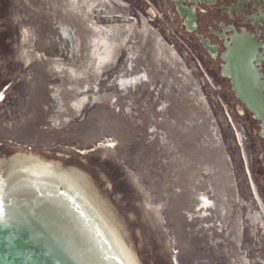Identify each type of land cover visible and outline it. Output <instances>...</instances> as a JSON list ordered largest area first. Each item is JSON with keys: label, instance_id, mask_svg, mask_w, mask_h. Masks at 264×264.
Here are the masks:
<instances>
[{"label": "water", "instance_id": "1", "mask_svg": "<svg viewBox=\"0 0 264 264\" xmlns=\"http://www.w3.org/2000/svg\"><path fill=\"white\" fill-rule=\"evenodd\" d=\"M192 1L0 0V264H264L258 50Z\"/></svg>", "mask_w": 264, "mask_h": 264}, {"label": "flooded vegetation", "instance_id": "2", "mask_svg": "<svg viewBox=\"0 0 264 264\" xmlns=\"http://www.w3.org/2000/svg\"><path fill=\"white\" fill-rule=\"evenodd\" d=\"M191 3V6H187V2ZM182 2V0H176L177 6L179 8V4ZM193 3V4H192ZM194 1L192 0H184L183 6L187 10H191L195 8ZM199 4L197 8L202 11L203 14L207 15L209 14V10H206L202 8V6L206 7H212L219 9L220 11H226L229 7L230 9L228 10L231 17V24L229 25H224V29L226 33H222L220 26L223 24V21H215V24H213L212 21V26H208L210 30L209 35L210 39H203L205 47L207 51L210 53V55H214L217 57V59H220L222 62V74H224V78L226 81L229 83L231 86V89L233 91V86H232V79L227 77L224 73V66L225 63L223 62V55L227 51L228 45L233 44V40L240 39L242 42H246L250 49H256L257 55L253 54L255 52L253 50L252 54L254 57L251 58V61L253 65L258 69L259 74L261 75L260 79H258L257 84L254 86L253 90L251 93L256 94L259 97H264V0H199ZM202 5V6H201ZM195 9L196 11L198 9ZM180 9V8H179ZM252 9V11L249 12V10ZM178 11V9H177ZM181 11V10H180ZM182 13V11H181ZM226 14L228 12H225ZM228 13V14H229ZM183 14V13H182ZM191 17L193 16V19L191 18L188 22L194 21V24L196 27L193 25L191 26L192 29H197L199 28V17L195 18V16L190 12L186 13ZM184 14V15H186ZM191 24V23H190ZM236 24L240 26H245L244 28H240L239 31L236 29ZM215 25V28L214 26ZM218 28V31L217 29ZM247 28L251 29L249 31ZM195 29V30H196ZM223 29V30H224ZM216 39L218 42H220L218 45H212L210 42L212 39ZM200 41L202 42L201 38H199ZM234 99L237 102V105L242 108L243 114L248 117V119L252 122L253 124V129L256 128V131L259 133L258 135L264 139V121L260 120L255 113L251 112L244 100L233 91ZM246 100H248L247 97H245Z\"/></svg>", "mask_w": 264, "mask_h": 264}]
</instances>
